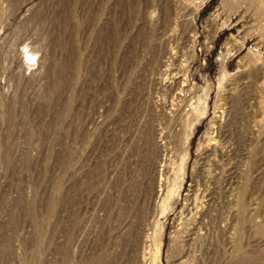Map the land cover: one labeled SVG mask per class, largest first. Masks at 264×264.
<instances>
[{"label":"rangeland","instance_id":"rangeland-1","mask_svg":"<svg viewBox=\"0 0 264 264\" xmlns=\"http://www.w3.org/2000/svg\"><path fill=\"white\" fill-rule=\"evenodd\" d=\"M0 264H264V0H0Z\"/></svg>","mask_w":264,"mask_h":264}]
</instances>
